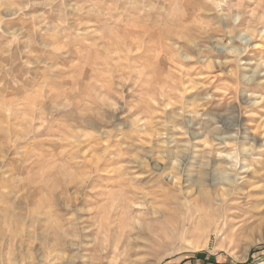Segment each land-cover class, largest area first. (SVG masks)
Listing matches in <instances>:
<instances>
[{
  "label": "rangeland",
  "instance_id": "rangeland-1",
  "mask_svg": "<svg viewBox=\"0 0 264 264\" xmlns=\"http://www.w3.org/2000/svg\"><path fill=\"white\" fill-rule=\"evenodd\" d=\"M252 137L264 0H0V264H264Z\"/></svg>",
  "mask_w": 264,
  "mask_h": 264
},
{
  "label": "bare ground",
  "instance_id": "bare-ground-1",
  "mask_svg": "<svg viewBox=\"0 0 264 264\" xmlns=\"http://www.w3.org/2000/svg\"><path fill=\"white\" fill-rule=\"evenodd\" d=\"M238 36H240V35H238ZM248 40H251V39L249 38ZM253 78L255 80H257V76L252 77V80H254ZM252 140L257 142V144L264 145V141L258 140L256 137H252ZM189 223L192 224L191 218H189L188 215L184 214L182 211H179V209H178L173 213L160 215L159 219L156 223L155 222H152V223H146L145 222V224H146L145 227H147L151 231V233L153 234L154 237H158L160 235L171 234L172 230L175 231V229L176 230L179 229V232H184L185 228L188 227ZM135 224L136 223H134L133 225H134V228H136V229H130V234H132L134 232L133 230L141 231L144 228V227H142V228L136 227ZM144 248H143V251H144Z\"/></svg>",
  "mask_w": 264,
  "mask_h": 264
},
{
  "label": "crops",
  "instance_id": "crops-1",
  "mask_svg": "<svg viewBox=\"0 0 264 264\" xmlns=\"http://www.w3.org/2000/svg\"><path fill=\"white\" fill-rule=\"evenodd\" d=\"M201 262L203 264H211V261H208V259L202 257L201 254L195 255L193 258L186 257L180 261H176V260L166 261L163 264H201Z\"/></svg>",
  "mask_w": 264,
  "mask_h": 264
},
{
  "label": "water",
  "instance_id": "water-1",
  "mask_svg": "<svg viewBox=\"0 0 264 264\" xmlns=\"http://www.w3.org/2000/svg\"><path fill=\"white\" fill-rule=\"evenodd\" d=\"M264 261V256H262L259 260H257L256 262H262ZM249 264H253V263H249Z\"/></svg>",
  "mask_w": 264,
  "mask_h": 264
}]
</instances>
